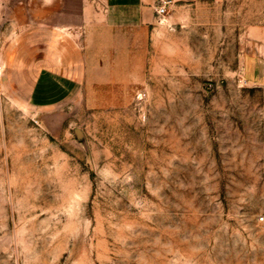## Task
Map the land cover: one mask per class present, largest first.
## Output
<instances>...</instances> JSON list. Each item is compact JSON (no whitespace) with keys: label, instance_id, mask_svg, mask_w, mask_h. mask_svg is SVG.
Wrapping results in <instances>:
<instances>
[{"label":"rangeland","instance_id":"obj_1","mask_svg":"<svg viewBox=\"0 0 264 264\" xmlns=\"http://www.w3.org/2000/svg\"><path fill=\"white\" fill-rule=\"evenodd\" d=\"M44 5L0 0V264H264V4L171 11L132 101L57 124L4 85Z\"/></svg>","mask_w":264,"mask_h":264},{"label":"crops","instance_id":"obj_2","mask_svg":"<svg viewBox=\"0 0 264 264\" xmlns=\"http://www.w3.org/2000/svg\"><path fill=\"white\" fill-rule=\"evenodd\" d=\"M156 2L45 0L44 24L31 27L6 50V89L31 111L56 124L65 120L64 107L100 111L128 104L147 81L150 47L164 42L154 11ZM172 2L168 15L172 11L174 19L184 17L192 5L208 10L212 4L216 8L236 3L254 12L264 4V0ZM49 10L55 14L49 16ZM261 40L257 35L252 39ZM221 50L227 51L228 46ZM242 50L245 82L264 86V62L251 55L254 49Z\"/></svg>","mask_w":264,"mask_h":264},{"label":"built area","instance_id":"obj_3","mask_svg":"<svg viewBox=\"0 0 264 264\" xmlns=\"http://www.w3.org/2000/svg\"><path fill=\"white\" fill-rule=\"evenodd\" d=\"M172 3V0H157L154 11L158 21H161L168 15V10ZM141 96L142 95H139V98Z\"/></svg>","mask_w":264,"mask_h":264}]
</instances>
